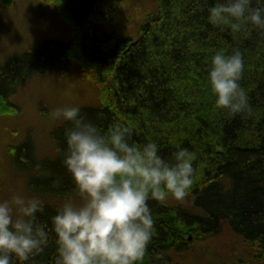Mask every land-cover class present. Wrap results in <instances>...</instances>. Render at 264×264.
<instances>
[{
	"label": "trees",
	"instance_id": "1",
	"mask_svg": "<svg viewBox=\"0 0 264 264\" xmlns=\"http://www.w3.org/2000/svg\"><path fill=\"white\" fill-rule=\"evenodd\" d=\"M14 1L0 0V7ZM40 1L56 5L71 40L48 41L0 68V117L12 115L11 99L26 78L74 64L99 92L98 104L81 107V114L101 131L120 122L132 129L130 142L154 140L166 159L180 147L196 154L195 181L185 198L189 207L149 200L155 223L141 264H164L156 258L166 253L170 260L167 250L177 247L180 236L193 234L199 241L224 226L254 245L264 244V30L250 26L236 33L212 25L207 9L215 0H152L129 26L116 22L119 0ZM237 48L244 54L240 83L249 106L231 115L216 106L207 72L218 50ZM69 126L51 133L60 154L51 182L62 200L79 196L63 164ZM21 152L27 158V148L18 147L12 164ZM45 208L38 220L50 225L58 208L55 213ZM55 247L50 239L35 264H55Z\"/></svg>",
	"mask_w": 264,
	"mask_h": 264
},
{
	"label": "clouds",
	"instance_id": "2",
	"mask_svg": "<svg viewBox=\"0 0 264 264\" xmlns=\"http://www.w3.org/2000/svg\"><path fill=\"white\" fill-rule=\"evenodd\" d=\"M207 11L209 23L233 32L264 30V0H215ZM244 67L240 49H221L207 72L216 106L231 115L249 106L240 83ZM51 115L70 125L63 164L79 200L67 198L50 225L38 220L45 205L37 195L0 200V264H35L50 239L55 264H141L155 223L149 200L183 201L195 181L196 154L180 147L166 159L154 140L130 142L132 129L120 122L101 131L79 105L57 107Z\"/></svg>",
	"mask_w": 264,
	"mask_h": 264
},
{
	"label": "rangeland",
	"instance_id": "3",
	"mask_svg": "<svg viewBox=\"0 0 264 264\" xmlns=\"http://www.w3.org/2000/svg\"><path fill=\"white\" fill-rule=\"evenodd\" d=\"M151 4L152 0H124L116 7V22L122 26L131 25ZM70 40L69 24L52 5L40 0H15L9 7H0V68L48 41ZM13 86L14 82L9 90ZM11 102L14 105L12 115L0 117V200L9 199L14 193L37 195L45 207L56 212L55 208L65 200L60 199L62 195L57 194L56 185L51 182V170L60 158L51 133L63 121L53 118L51 113L57 107L97 105L99 92L82 79L76 65L66 64L64 69L26 78ZM21 146L27 148L28 156L31 155L30 164L25 166V159L19 160L20 157L17 162L22 165L12 164V154ZM34 169L38 170L29 176L27 172ZM27 181L33 184L31 189L27 188ZM73 199L78 201L79 196ZM160 204L185 209L190 206V201L170 198ZM184 242L181 246L184 250L175 251L172 264H235L236 259L250 253L251 248L259 247L225 226L217 235L199 241L195 237L189 241L186 237Z\"/></svg>",
	"mask_w": 264,
	"mask_h": 264
},
{
	"label": "flooded vegetation",
	"instance_id": "4",
	"mask_svg": "<svg viewBox=\"0 0 264 264\" xmlns=\"http://www.w3.org/2000/svg\"><path fill=\"white\" fill-rule=\"evenodd\" d=\"M181 238H183V235L180 236ZM258 248H251V252L248 253L247 255H243V258H238L236 259V263L235 264H264V244H259L258 243ZM180 250H184L182 247H172L171 249L167 250V253L170 254L171 259L168 260L167 256L166 258H164V264H172L174 260H172V258L175 256V251L179 252ZM252 250H254L252 252ZM182 255V254H181ZM230 264H234L233 262H231Z\"/></svg>",
	"mask_w": 264,
	"mask_h": 264
},
{
	"label": "bare ground",
	"instance_id": "5",
	"mask_svg": "<svg viewBox=\"0 0 264 264\" xmlns=\"http://www.w3.org/2000/svg\"><path fill=\"white\" fill-rule=\"evenodd\" d=\"M120 1L121 0H119V2L118 3H116V5L118 6L119 4H120ZM123 2H124V0H122ZM53 6V5H52ZM55 9H56V5H54L53 6ZM58 11V10H57ZM56 11V12H57ZM57 14L59 15L60 13H58L57 12ZM67 122H62V124H66ZM61 124V125H62ZM59 150V149H58ZM54 155V154H53ZM59 155V154H58ZM14 157H15V155H13ZM31 156V155H30ZM30 156H27V158H24V156L22 155H20V156H18V158H19V160H21L22 158H24L25 159V162H24V165L23 166H25V165H28V164H30V161H31V159H30ZM32 158V157H31ZM32 159H35V158H32ZM18 161V159L17 160H15V162H16V164L18 165H22V164H20L19 162H17ZM33 166V165H32ZM32 166H29V167H32ZM35 170H38V169H34L33 171H30V172H27V174L29 175V174H31L32 172H34ZM30 176V175H29ZM31 185H33L32 183H31ZM188 196H189V194H188ZM161 205H163V204H161ZM165 206H167V205H165ZM168 207V206H167ZM168 208H170V207H168ZM180 209V208H179ZM45 210H46V208H45ZM44 210V211H45ZM180 210H182V209H180ZM50 211H51V209H50ZM53 211V210H52ZM54 212V211H53ZM55 213V212H54ZM37 216H38V219L41 217V213H38L37 214ZM178 240V239H177ZM187 240H193V236L190 234V235H188L187 236ZM184 244H185V242H184V236H183V238H181V237H179V240L177 241V243H176V246L177 247H181V246H184ZM165 255H166V253L165 254H162V256H160V257H157L156 258V260L157 261H159V263H161V261H163L164 260V258H165Z\"/></svg>",
	"mask_w": 264,
	"mask_h": 264
}]
</instances>
